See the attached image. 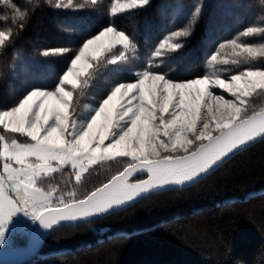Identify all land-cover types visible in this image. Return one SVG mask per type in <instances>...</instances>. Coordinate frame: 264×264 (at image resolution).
Here are the masks:
<instances>
[{
    "label": "snow or ice",
    "instance_id": "obj_1",
    "mask_svg": "<svg viewBox=\"0 0 264 264\" xmlns=\"http://www.w3.org/2000/svg\"><path fill=\"white\" fill-rule=\"evenodd\" d=\"M0 3L10 7L20 20L25 18L12 0ZM147 3L114 0L110 13L116 15ZM56 7L83 6L60 0ZM198 13L199 8L193 13L194 19ZM191 29L190 24L166 36L153 55L162 57L165 52L181 49L180 38L189 36ZM256 31L250 28L244 35ZM12 39L11 27L0 30V49ZM227 46L236 56L243 52L256 59L251 45L232 40ZM117 47L120 51L114 53ZM134 49L129 35L109 24L82 41L51 86L34 87L14 106L0 110V128L13 134L11 139L0 134V245L5 244L11 227L19 223L18 217L49 230L62 221L107 213L143 193L194 181L230 154L264 139V108L250 103L254 94L264 96V67L238 72L225 69L229 73L225 76L212 71L176 80L153 70L159 65L150 59L146 67L134 72L133 80H116L104 90L94 109L77 114L74 93L83 94L92 86L102 64L126 65L128 53ZM71 51L52 49L44 55ZM259 54L264 55V48ZM219 57L217 51L210 61L239 64L237 59ZM16 135L27 139L18 140ZM118 158H127L126 166L82 196L75 190L58 196L59 189L50 183L54 174L70 168L75 182L81 184L90 167ZM137 174L147 178L134 182ZM45 181L49 182L47 188Z\"/></svg>",
    "mask_w": 264,
    "mask_h": 264
},
{
    "label": "trees",
    "instance_id": "obj_2",
    "mask_svg": "<svg viewBox=\"0 0 264 264\" xmlns=\"http://www.w3.org/2000/svg\"><path fill=\"white\" fill-rule=\"evenodd\" d=\"M59 2L12 0L26 14L23 20L0 3V18H9L0 19V30L13 29V39L0 49V110L14 106L34 87L51 86L82 41L109 24L129 35L135 49L126 65L102 64L85 95L74 93L77 114L86 103L97 104L116 80H133L134 72L150 59L159 65L153 70L186 80L215 66L210 57L222 53L221 44L236 40L264 48V0H150L117 15L110 14L114 0H73L83 6L75 8H57ZM190 24V35L180 38L181 49L153 55L166 36ZM250 28L257 31L244 35ZM61 48L72 51L44 55ZM246 64L264 67V55ZM252 106L264 108V97L258 95ZM0 134L11 135L2 128ZM125 166L99 164L84 189L94 190ZM139 179L145 176L132 180ZM25 264H264V139L190 187L151 195L126 210L56 230L39 255Z\"/></svg>",
    "mask_w": 264,
    "mask_h": 264
},
{
    "label": "rangeland",
    "instance_id": "obj_3",
    "mask_svg": "<svg viewBox=\"0 0 264 264\" xmlns=\"http://www.w3.org/2000/svg\"><path fill=\"white\" fill-rule=\"evenodd\" d=\"M149 2H150V0H148V3ZM146 5H144V6H146ZM112 6H113V4L110 7H112ZM137 8H139V7H137ZM131 10H133V9H131ZM126 12H128V11H126ZM123 13H125V12H123ZM117 14H122V13H117ZM228 44L229 43L225 44L226 46L224 48H222V50H221L222 53L219 52L220 53V57L218 59H237V60H239V64L238 65L231 64V67L227 68V66L225 64L215 63L214 64L215 66L211 67V69L209 70L208 73H211L212 71H218V72H220V74L222 76H225V75L229 74V73H226L224 71L225 69H231L233 72H238L240 70H245V69H247L249 67H253L251 65L246 64L249 61V59H250L248 57L247 53L241 52V54L239 56H236L234 54V52H233V49L230 46H227ZM252 48L254 49L253 55L257 56L259 54V49H257V47H252ZM119 49H120L119 47L114 49V53H118ZM109 55H111V54H109ZM128 56H129V60H130L131 57H132V53L129 52ZM243 58L246 61L245 60L243 61ZM25 64H26V62L24 61V59L20 58V60H19V65H21L20 67L25 69ZM219 65H221V67L223 68L222 71L220 70ZM93 83H94V81H93ZM93 83H92V85H93ZM89 89H92V86L90 88L85 89L84 93L81 94V95H85ZM214 91L219 92L220 90L216 89ZM224 95L227 98V94L225 93ZM261 97H264V96H261ZM257 98H258V95L254 94L253 97L251 98V101H250L251 106L255 103ZM95 106H96V104H94L92 102H88V103H86L84 105V107L82 108V111L80 113H78V114H82V115L83 114H87L92 109H94ZM6 136L9 139L13 138V134H11V135L7 134ZM19 138H22V141L27 139V138L21 137V136ZM107 162H112V161H107ZM113 162H114L115 165H119V164H122V163L127 164L128 160H127V158H118L117 160H115ZM103 163H106V162H103ZM98 165H93L92 167L89 168L88 172H86L83 175L81 184H77L75 182V176L72 173L70 168H65V169L62 170V172L54 174L55 178L53 180H51L50 183L52 185H55L59 189V191L57 192L58 196L59 195H66V193L68 191H72V190H75L77 192L78 196H82L85 193H87L86 190L84 189V183L86 182V180L88 181V183H89L90 180H92L90 175L91 176H95V175H92V173L94 172L93 169L96 166H98ZM110 166H111V163H109V165H107L106 167L109 168ZM145 179H146V177H145ZM43 186L46 187V188L49 187V182L45 181ZM16 219L19 220V223H15V221H14L15 226L11 227L10 232L6 236L5 244L0 245V248H6L8 250H16L17 247L22 242H24L25 240L27 241V238H28L27 235L29 233L30 221L27 218H23V217H18Z\"/></svg>",
    "mask_w": 264,
    "mask_h": 264
},
{
    "label": "water",
    "instance_id": "obj_4",
    "mask_svg": "<svg viewBox=\"0 0 264 264\" xmlns=\"http://www.w3.org/2000/svg\"><path fill=\"white\" fill-rule=\"evenodd\" d=\"M259 140L261 139H257L255 142ZM255 142L250 143L248 146L254 144ZM248 146H246L245 148H247ZM241 150H237L234 153L230 154L229 157H226L224 161L219 163L218 166H214L213 169H210L208 173L202 174L200 177L196 178L194 181L187 182L184 185H169L161 189H156L148 193H143L141 194V196L137 197L134 201H131L125 205H122L119 208L111 209L107 213H102L97 216L89 217V218L78 220V221H62L59 225H55L52 229H49V230L42 229L40 225L36 223L31 229L28 235V238H27V242L24 246L16 250H8V249L0 248V264H25L33 260L41 252L42 246L44 242L46 241V239L53 232H55L56 230L62 227L74 226L80 223H89V222L95 221L98 218L110 215L112 213L126 210L151 195L162 193L168 190H177V189H184V188L190 187L196 184L197 182H199L200 180L204 179L208 175H210L213 171H215L218 167L226 163L230 158H232L235 154H237ZM138 176H145L147 178L146 174H137L133 178L138 177Z\"/></svg>",
    "mask_w": 264,
    "mask_h": 264
},
{
    "label": "built area",
    "instance_id": "obj_5",
    "mask_svg": "<svg viewBox=\"0 0 264 264\" xmlns=\"http://www.w3.org/2000/svg\"><path fill=\"white\" fill-rule=\"evenodd\" d=\"M33 226V223L30 222V227H29V230L31 229V227Z\"/></svg>",
    "mask_w": 264,
    "mask_h": 264
},
{
    "label": "crops",
    "instance_id": "obj_6",
    "mask_svg": "<svg viewBox=\"0 0 264 264\" xmlns=\"http://www.w3.org/2000/svg\"><path fill=\"white\" fill-rule=\"evenodd\" d=\"M3 249H6V248H3Z\"/></svg>",
    "mask_w": 264,
    "mask_h": 264
}]
</instances>
